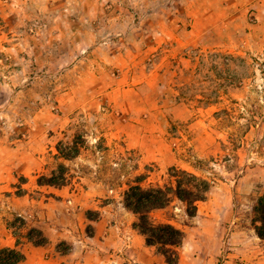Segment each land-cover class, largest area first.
<instances>
[{
    "label": "rangeland",
    "instance_id": "1",
    "mask_svg": "<svg viewBox=\"0 0 264 264\" xmlns=\"http://www.w3.org/2000/svg\"><path fill=\"white\" fill-rule=\"evenodd\" d=\"M179 170L209 190L195 216L177 198L151 212L184 232L176 264H264V0H0V225L18 243L44 238L45 262L169 264L132 236L124 192ZM49 195L53 215L34 203Z\"/></svg>",
    "mask_w": 264,
    "mask_h": 264
},
{
    "label": "trees",
    "instance_id": "2",
    "mask_svg": "<svg viewBox=\"0 0 264 264\" xmlns=\"http://www.w3.org/2000/svg\"><path fill=\"white\" fill-rule=\"evenodd\" d=\"M61 156L70 158L78 152V143L73 141L69 146L63 143L57 145ZM186 175H189L187 177ZM58 177V176H57ZM57 177L49 179L48 183L63 184ZM65 179L64 174L61 176ZM186 170H179L177 173H170V179L164 184L144 185L142 178H137L134 183H129L124 192L125 206L138 216L135 228L145 236L148 245L156 246L166 262L176 264L179 259L178 247L184 240V232L171 221H156L151 217V212L155 209L166 208L175 198L181 200L189 216H195L198 211L197 202L204 200L209 190V182L201 179ZM42 183V182H40ZM252 226L256 234L264 239V186L263 190L256 196L252 205ZM31 230L42 235V231L36 227ZM31 239L36 244L45 243L44 238ZM24 258V254L16 248L0 249V264H19Z\"/></svg>",
    "mask_w": 264,
    "mask_h": 264
},
{
    "label": "crops",
    "instance_id": "3",
    "mask_svg": "<svg viewBox=\"0 0 264 264\" xmlns=\"http://www.w3.org/2000/svg\"><path fill=\"white\" fill-rule=\"evenodd\" d=\"M40 184V183H39ZM41 185V184H40ZM58 191V190H56ZM62 195V197H59L58 199V202L59 204H57L58 206H61V202H64L65 200V197L63 194H60ZM42 197V195H41ZM53 199H54V196L53 195H49V196H46L45 199L42 198V200H35V197H34V203L35 201L39 202L40 205H44V206H51L52 208L50 209V212H46L47 214H50V215H53V207L55 206V203L53 202ZM44 201V202H43ZM87 205L85 206L86 208L85 209H92L94 205H98L97 202L93 201V202H90V199L87 198ZM43 202V204H41ZM35 205V204H34ZM108 205L109 204H103V205H100V206H97L98 209H100L101 211H106L108 209ZM199 209V208H198ZM43 209H41V206L38 207L36 209L37 213H38V216L36 217V226L39 227L40 229H42V223L45 222V221H42L41 218V214L42 215H46V213H42ZM113 221V218L110 214H104L103 212L100 214V216L97 217L96 219V223L98 224L99 227H103V228H107L109 227L108 229H113V223H111ZM2 225V224H1ZM0 225V249L1 248H18L23 254H24V258L22 259V261H20L19 264H66V263H63L62 261H67L66 260V255H61L60 257L59 256H56V261L55 262H50V261H47L45 262L42 258V255L44 254L45 250H46V246H44L45 244H32L31 242H33L32 240L30 242H17L16 239H17V236L15 235L14 233V230L13 228L11 227L10 223L7 221V224H4V227L3 225L1 226ZM134 229H136L134 227V224H133V231H132V236L134 234ZM11 232V233H9ZM112 232V231H111ZM60 234L62 235V238L65 237V231L63 232H60ZM100 236L102 235V233L99 232V234L95 235V236H92L91 238L97 240V244L102 246V247H107V243H106V239L105 240H100L97 238V236ZM104 238H106V236H103ZM119 238H120V241L123 240V237H121V235L119 234ZM50 240L52 241H57V238L52 236L51 238H49ZM18 240V239H17ZM29 240V239H28ZM34 243V242H33ZM140 243H141V238H140ZM140 246H142L140 244ZM59 252V251H57ZM91 258V256L89 257ZM200 261V260H197V262ZM102 263V264H106V262H103L101 260V257L100 255H94L90 260H88L86 258L85 262L84 263H80V264H92V263ZM202 263V262H200Z\"/></svg>",
    "mask_w": 264,
    "mask_h": 264
}]
</instances>
